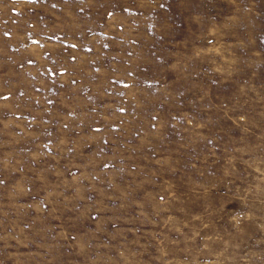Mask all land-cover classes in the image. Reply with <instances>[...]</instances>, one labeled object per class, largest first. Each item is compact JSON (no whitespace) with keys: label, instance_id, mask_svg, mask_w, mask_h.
<instances>
[{"label":"rangeland","instance_id":"obj_1","mask_svg":"<svg viewBox=\"0 0 264 264\" xmlns=\"http://www.w3.org/2000/svg\"><path fill=\"white\" fill-rule=\"evenodd\" d=\"M0 264H264V0H0Z\"/></svg>","mask_w":264,"mask_h":264}]
</instances>
